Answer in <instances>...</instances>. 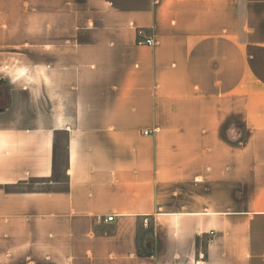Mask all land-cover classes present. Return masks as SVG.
Wrapping results in <instances>:
<instances>
[{
  "label": "crops",
  "instance_id": "0c3cea01",
  "mask_svg": "<svg viewBox=\"0 0 264 264\" xmlns=\"http://www.w3.org/2000/svg\"><path fill=\"white\" fill-rule=\"evenodd\" d=\"M0 51L37 59L0 96V264H264V0H0Z\"/></svg>",
  "mask_w": 264,
  "mask_h": 264
},
{
  "label": "rangeland",
  "instance_id": "374dc122",
  "mask_svg": "<svg viewBox=\"0 0 264 264\" xmlns=\"http://www.w3.org/2000/svg\"><path fill=\"white\" fill-rule=\"evenodd\" d=\"M36 60L35 56L10 55L4 51H0V96L3 98L8 96L9 84L7 82L11 79H20L31 86L35 85V81L37 80L34 66ZM22 69L28 70V73L23 74ZM31 91L32 94L28 95V97L34 102L36 98L35 88H31ZM3 98L0 99V107L4 106ZM65 140L64 136L61 137V149L58 158L60 168H63L66 164Z\"/></svg>",
  "mask_w": 264,
  "mask_h": 264
},
{
  "label": "built area",
  "instance_id": "2783aa9c",
  "mask_svg": "<svg viewBox=\"0 0 264 264\" xmlns=\"http://www.w3.org/2000/svg\"><path fill=\"white\" fill-rule=\"evenodd\" d=\"M137 43L139 45H153L155 43L154 39L152 36H150L146 29L144 28H137ZM145 133H148V131H145ZM114 215L107 217L105 220L106 221H111L113 220Z\"/></svg>",
  "mask_w": 264,
  "mask_h": 264
}]
</instances>
